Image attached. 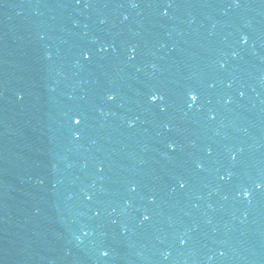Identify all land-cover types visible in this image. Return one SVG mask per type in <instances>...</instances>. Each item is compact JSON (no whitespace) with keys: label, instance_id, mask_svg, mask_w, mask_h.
Here are the masks:
<instances>
[{"label":"water","instance_id":"95a60500","mask_svg":"<svg viewBox=\"0 0 264 264\" xmlns=\"http://www.w3.org/2000/svg\"><path fill=\"white\" fill-rule=\"evenodd\" d=\"M0 130L82 264H264V0H0Z\"/></svg>","mask_w":264,"mask_h":264},{"label":"snow or ice","instance_id":"6c2138e0","mask_svg":"<svg viewBox=\"0 0 264 264\" xmlns=\"http://www.w3.org/2000/svg\"><path fill=\"white\" fill-rule=\"evenodd\" d=\"M83 55H84V57H85L86 59H87V58H90L89 53H87V52H85ZM189 96H190V100H191L192 102H195V101H197V99H198L197 94H195L194 92H193V93H189ZM108 99H109V100H112V99H114V96H113V95H109V96H108ZM150 99H151L152 102H156V101H158L159 99H162V97H160L159 94H152L151 97H150ZM80 122H81V121H80L79 118L75 119V123L79 124ZM179 186H180L181 188L184 187V183L181 182ZM257 187H259V185H257ZM243 195H244L245 197H248V196L250 195V193H249L248 191H245V192L243 193ZM145 219H147V217H145ZM104 254L106 255L107 253H104Z\"/></svg>","mask_w":264,"mask_h":264},{"label":"clouds","instance_id":"9594fccd","mask_svg":"<svg viewBox=\"0 0 264 264\" xmlns=\"http://www.w3.org/2000/svg\"><path fill=\"white\" fill-rule=\"evenodd\" d=\"M245 39H246V37H245Z\"/></svg>","mask_w":264,"mask_h":264}]
</instances>
